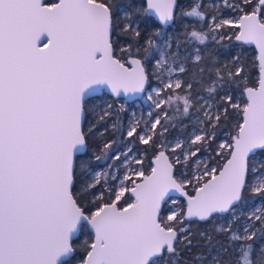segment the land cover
<instances>
[{"label": "snow or ice", "instance_id": "obj_1", "mask_svg": "<svg viewBox=\"0 0 264 264\" xmlns=\"http://www.w3.org/2000/svg\"><path fill=\"white\" fill-rule=\"evenodd\" d=\"M176 7L0 0V264H73L84 232L78 264H180L178 245L190 251L194 235L186 221L225 214L221 251L255 264L259 242L264 264V0H219L210 12L193 4L179 25ZM181 40H211L230 62L199 49L181 58ZM225 41L255 45L256 73ZM100 89H151L146 117L100 131L114 114L96 103ZM241 207L250 210L237 217Z\"/></svg>", "mask_w": 264, "mask_h": 264}, {"label": "trees", "instance_id": "obj_2", "mask_svg": "<svg viewBox=\"0 0 264 264\" xmlns=\"http://www.w3.org/2000/svg\"><path fill=\"white\" fill-rule=\"evenodd\" d=\"M177 1H178V8H177L176 13H177V17H178V25L180 23L181 12L186 11L193 4L203 3V5H204L203 10L210 12V11H213L214 5H217L219 2V0H177ZM221 14L225 16V15H229V12L227 10H222ZM184 22L187 23L191 27L195 23V20H194V18L185 17ZM173 35H175V33H173ZM184 42H185L184 40L179 41V49L180 48H186L188 50H191L192 47H188L187 45H185ZM224 43L228 48L231 49V51L233 53H235L236 55H238L240 57V60L244 63V65L246 67L247 73H249V74L256 73V71H257V65L255 62L256 56H255V52H254L252 47H249V46L244 45V44H240V43L235 42V41H233V44L236 45L235 47H233V45H228L227 41H225ZM197 46L199 48H203L201 53L205 54L206 55L205 57L209 56L210 54L215 53V54H217V58L221 61V63L230 62L228 60V53L225 51H222V50H218L217 46L213 45L211 43V40H209L208 47H206V48L204 46H201V45H197ZM252 78L256 79V76L253 75ZM184 79H185V77H184ZM154 84H155V81H153V85ZM98 96L101 97V99L98 100L96 103L99 105H103L105 103H110L113 106V112H114L112 118L110 120L106 121L105 124L100 126V131H103L105 127H108L114 121H117V120H119L121 122L122 128L127 127L128 122L133 117V113L135 114V117L138 116V113H137L138 109L137 108H134V106L132 108L126 107L127 106L126 104L132 106V103L136 99L131 101V102H125L123 98H113L105 92H101ZM121 105L124 106L123 112L120 111ZM230 127H231L230 123L222 127V129L219 132V135L217 137V143L223 141V139L226 136L228 138V133H229ZM177 131H179V129H177ZM97 135L99 136V133H97ZM107 135L113 139L118 138V134L114 135L110 129H109V132L107 133ZM172 135L173 136L176 135V132H173ZM117 147H119V142L117 143ZM207 156H208V154L206 153L205 158H207ZM113 163H115V162L110 160V164H113ZM119 167L120 166L117 165V169H119ZM105 168H106V165H105ZM249 210L250 209H246V208L241 207L235 211L234 215H236L237 217H241ZM228 219H229V215L225 214V215L218 217L215 220H209L207 222L186 221V224L188 226H190V229L194 235L192 237V247H191L190 251L188 249H185L183 247V245H178V250L180 251V257H179L180 264H201V262H203V264H208V261L211 260L213 256H217L220 258V264H234V261L236 259V253L231 248L227 252L221 251L220 242L223 241V236L217 234V232H216V229L222 228ZM201 232H205V233L213 235L215 238V241H216V246L210 247L209 245H207L205 243V240L199 236V233H201ZM90 239H91V235L88 232H84L82 234L79 233L77 235L76 244H75L77 254L73 258V264H78L79 256L82 252V245H84L86 242H89ZM255 248H256V251H254L252 253V260L253 261L256 258V255L260 249V243L259 242H257V244L255 245ZM198 253L203 254V255H201L199 259H194V257ZM205 257H207V259H205Z\"/></svg>", "mask_w": 264, "mask_h": 264}, {"label": "rangeland", "instance_id": "obj_3", "mask_svg": "<svg viewBox=\"0 0 264 264\" xmlns=\"http://www.w3.org/2000/svg\"><path fill=\"white\" fill-rule=\"evenodd\" d=\"M228 15H225V17H227ZM185 45H187L188 47H192L191 50H188L186 48H180L179 49V52H180V55H181V58H184V57H187V56H194L197 54V50L199 49V54L202 55V56H206L205 54H202L201 51L203 50V48H199L197 45H194V44H188L187 42H184ZM188 67V70H189V73H193L194 72V69H193V66L191 64V62H188L187 65ZM185 79H188L187 76H185ZM155 86V84L153 85ZM151 91V89H149L148 92H145L143 93V95L136 99L133 103H132V106L131 105H128L126 104L128 108H132L134 106V108H137L138 111V116H136V118H140L141 116H144L146 117L147 115V112L149 111V108H150V101L147 100V95L149 94V92ZM125 102H127L126 100H124ZM135 112V111H134ZM133 116H135V114L133 113ZM227 136L223 139V140H227ZM108 164H110V160L107 161ZM175 199V198H174ZM178 203H182L181 200L178 199ZM169 207H172L171 205V202L169 201ZM260 255V252L257 253L256 255V258L254 259V262L255 264H259V261L257 260V257Z\"/></svg>", "mask_w": 264, "mask_h": 264}, {"label": "water", "instance_id": "obj_4", "mask_svg": "<svg viewBox=\"0 0 264 264\" xmlns=\"http://www.w3.org/2000/svg\"><path fill=\"white\" fill-rule=\"evenodd\" d=\"M177 6H178V1H177ZM176 9H177V7H176ZM247 46L253 48V50H254V52H255V56H256V55H257V50H256V48H255V45H247ZM101 92H105V93H107L109 96L113 97V96L110 94V92H108L106 89H100V90H98V91L95 93V95L98 96ZM142 95H143V94H139V95H132V94H130V95H128L127 97H125L124 95H121V96H119V97H113V98H123V99L126 100L127 102H131V101H133V100H135V99L140 98ZM173 198L178 199V197H177V195H176L175 193H173ZM78 234H79V233H78ZM78 234H77V235H78Z\"/></svg>", "mask_w": 264, "mask_h": 264}, {"label": "flooded vegetation", "instance_id": "obj_5", "mask_svg": "<svg viewBox=\"0 0 264 264\" xmlns=\"http://www.w3.org/2000/svg\"><path fill=\"white\" fill-rule=\"evenodd\" d=\"M177 8H178V6H177ZM176 11H177V9H176Z\"/></svg>", "mask_w": 264, "mask_h": 264}]
</instances>
